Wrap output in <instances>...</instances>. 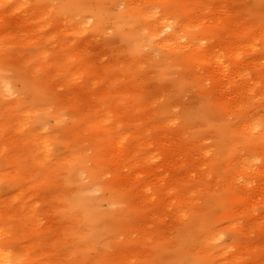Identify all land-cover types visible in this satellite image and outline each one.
<instances>
[{"label":"rangeland","instance_id":"374dc122","mask_svg":"<svg viewBox=\"0 0 264 264\" xmlns=\"http://www.w3.org/2000/svg\"><path fill=\"white\" fill-rule=\"evenodd\" d=\"M0 16L9 264H264V0Z\"/></svg>","mask_w":264,"mask_h":264},{"label":"bare ground","instance_id":"6f19581e","mask_svg":"<svg viewBox=\"0 0 264 264\" xmlns=\"http://www.w3.org/2000/svg\"><path fill=\"white\" fill-rule=\"evenodd\" d=\"M209 5H210V4H209ZM208 10H209V9H208ZM145 11H146V10H145ZM2 12H3V11H2ZM141 12H142V11H141ZM151 12H152V11H151ZM151 12H150L149 14H152V15H153L156 11H154V12H152V13H151ZM145 13H146V12H145ZM155 14H157V13H155ZM2 15H3V14H2ZM147 15H148V13H147ZM3 16H4V15H3ZM0 17H1V16H0ZM148 17H149V15H148ZM2 18H3V17H2ZM152 18H153V17H152ZM1 20H2V19H1ZM213 23H214V22H213ZM184 26H185V25H184ZM168 41H169V40H168ZM194 44H195V43H194ZM192 45H193V43H192ZM194 46H195V45H194ZM192 47H193V46H192ZM192 47H191V48H192ZM193 48H194V47H193ZM199 48H200V47H199ZM194 49H195V48H194ZM226 50H227V49H226ZM226 50H225V51H226ZM198 51H199V50H198ZM233 54H234V53H233ZM236 54H237V53H236ZM227 56H228V55H227ZM230 56H232V55L230 54ZM215 57H218V56L215 55ZM215 57H214V58H215ZM233 57H235V56H232V58H233ZM224 58H226V57L224 56ZM229 58H231V57H229ZM209 59H210V58H209ZM233 59H234V58H233ZM206 60H208V58H207ZM215 60H216V59H214V62H215ZM219 60H221V59H219ZM208 61H210V60H208ZM216 61H217V60H216ZM211 62H212V59H211ZM218 62H222V64H223V60H222V61H218ZM212 63H213V62H212ZM215 63H216V62H215ZM215 63H213V64H215ZM209 64H211V63L209 62ZM218 64H219V65H222L221 63H218ZM263 65H264V64H263ZM263 65H261V66H263ZM214 66L216 67V64H215ZM259 66H260V65H259ZM217 67H219V66H217ZM254 67H255V66H254ZM219 69H220V67H219ZM223 69H224V66H223ZM226 70H227V69H226ZM221 71H222V70H221ZM222 72H223V71H222ZM224 72H225V71H224ZM224 72H223V73H224ZM248 74H249V73H247L246 75H248ZM212 75H213V74H212ZM217 75H218V74H217ZM214 76H215V75H214ZM225 77H226V76H225ZM229 77H230V75H229ZM229 77H228V78H229ZM250 77H251V76H250ZM216 78H217V77H216ZM222 78H224V77H222ZM220 79H221V78H220ZM224 80H225V79H224ZM230 80H232V79L230 78ZM250 80H251V79H250ZM250 80H249V81H250ZM249 81H248V82H249ZM251 81H252V80H251ZM228 82H231V81H228ZM228 82H227V85H228ZM248 82H247V83H248ZM247 83H246V84H247ZM252 83H253V81H252ZM232 84H233V83H232ZM249 84H251V83H248V85H249ZM220 85H221V84H220ZM241 86H242V85H241ZM226 87H227V86H226ZM228 87L232 89V87H230V86H228ZM228 87H227V88H228ZM240 88H241V87H240ZM240 88H239V89H240ZM212 89H213V88H212ZM247 89H248V88H247ZM213 91H214V90H213ZM228 91H229V90H228ZM218 92H219V91H218ZM218 92H217V93H218ZM214 93H215V92H214ZM248 93H249V92H248ZM235 94H236V93H235ZM239 94H240V93H239ZM239 94H238V95H239ZM221 95H222V94H221ZM233 96H234V94H233ZM239 96H240V95H239ZM239 96H238V97H239ZM230 99H231V98H230ZM241 99H242V98H241ZM227 100H228V99H227ZM233 100H234V99H233ZM235 100H236V99H235ZM228 110H229V109H228ZM231 110H232V109H231ZM225 117H226V116H225ZM249 127H250V126H249ZM240 129H241V128H240ZM42 150H43V149H42ZM221 153H222V152H221ZM245 167H246V166H245ZM247 167H248V165H247ZM249 167H250V166H249ZM242 169H245V168H242ZM144 195H145V194H144ZM145 200H146V199H145ZM163 204H164V203H163ZM170 204H171V203H170ZM161 205H162V204H161ZM258 221H259V220H258ZM260 225H261V224H260ZM0 241H1V238H0ZM12 253H13V252H12ZM11 257H12V256H11V251H9L8 249H7V250H3V249L0 248V264H9V263H11V261H10V260H11Z\"/></svg>","mask_w":264,"mask_h":264}]
</instances>
